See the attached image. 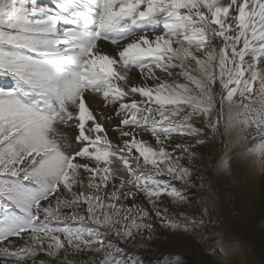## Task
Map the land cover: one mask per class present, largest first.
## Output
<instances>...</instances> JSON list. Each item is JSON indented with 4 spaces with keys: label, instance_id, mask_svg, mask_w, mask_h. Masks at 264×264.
I'll use <instances>...</instances> for the list:
<instances>
[{
    "label": "snow or ice",
    "instance_id": "1",
    "mask_svg": "<svg viewBox=\"0 0 264 264\" xmlns=\"http://www.w3.org/2000/svg\"><path fill=\"white\" fill-rule=\"evenodd\" d=\"M0 74L14 82L0 87L3 264H73L107 252L101 229L150 233L153 212L176 227L159 203L185 197L157 177H188L180 160L208 131L261 137L239 155L264 167V0H0ZM94 94L120 117L112 137ZM148 129L155 146L138 139Z\"/></svg>",
    "mask_w": 264,
    "mask_h": 264
},
{
    "label": "rangeland",
    "instance_id": "2",
    "mask_svg": "<svg viewBox=\"0 0 264 264\" xmlns=\"http://www.w3.org/2000/svg\"><path fill=\"white\" fill-rule=\"evenodd\" d=\"M49 2L57 0H40L41 5L50 6ZM130 75L132 86L142 84L138 70ZM3 76L0 74V87L13 86V80ZM94 96L89 97L91 107L98 117L101 113L112 117L104 121L105 128L112 134L120 117L112 113L111 104L104 105L101 95ZM196 123L201 128L206 126L199 119ZM137 132L138 139L155 146L150 129ZM206 136L204 143L193 149L194 159L180 160L190 170L188 177L175 179L167 173L157 177L185 197L184 201L173 203L165 196L159 203L161 211L167 209V220L175 222L176 227L161 226V220L153 212L148 221L153 224L150 233L141 229L134 238L122 242L108 229H101L100 238L105 241L107 252L99 250L76 256L70 253L67 259L73 264H87L88 261L103 264L105 259L112 257L120 264H264V167L259 155H239L261 137L249 136L247 141L238 142L235 133L221 135L208 131ZM114 139H119L118 134ZM225 152L234 157L228 173L218 168ZM138 203L151 207L143 199ZM60 226L97 228L91 220L68 219L61 221ZM109 240L111 247H108Z\"/></svg>",
    "mask_w": 264,
    "mask_h": 264
}]
</instances>
